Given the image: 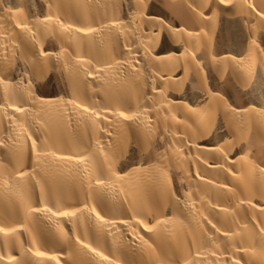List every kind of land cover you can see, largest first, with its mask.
<instances>
[{
    "label": "bare ground",
    "instance_id": "1",
    "mask_svg": "<svg viewBox=\"0 0 264 264\" xmlns=\"http://www.w3.org/2000/svg\"><path fill=\"white\" fill-rule=\"evenodd\" d=\"M0 264H264V0H0Z\"/></svg>",
    "mask_w": 264,
    "mask_h": 264
},
{
    "label": "snow or ice",
    "instance_id": "2",
    "mask_svg": "<svg viewBox=\"0 0 264 264\" xmlns=\"http://www.w3.org/2000/svg\"><path fill=\"white\" fill-rule=\"evenodd\" d=\"M0 231H2V229H0Z\"/></svg>",
    "mask_w": 264,
    "mask_h": 264
}]
</instances>
